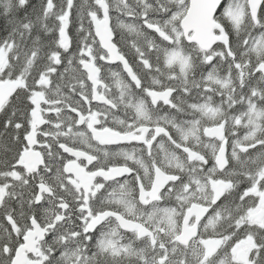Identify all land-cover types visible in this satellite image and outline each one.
Wrapping results in <instances>:
<instances>
[{
  "label": "snow or ice",
  "instance_id": "1",
  "mask_svg": "<svg viewBox=\"0 0 264 264\" xmlns=\"http://www.w3.org/2000/svg\"><path fill=\"white\" fill-rule=\"evenodd\" d=\"M0 15V264H264V0Z\"/></svg>",
  "mask_w": 264,
  "mask_h": 264
},
{
  "label": "flooded vegetation",
  "instance_id": "2",
  "mask_svg": "<svg viewBox=\"0 0 264 264\" xmlns=\"http://www.w3.org/2000/svg\"><path fill=\"white\" fill-rule=\"evenodd\" d=\"M79 3H80V0H77V4H79ZM128 22H131V21H128ZM69 35L73 38L72 48L75 49V47H76V44H75V40H76V25L70 26ZM50 38L51 37L49 36L48 39H50ZM112 70H116L115 69V65H113V69ZM61 71H63V69H61ZM177 71H178V69H177ZM103 75L106 77L105 83L109 84L111 91L115 92L118 95L119 94L118 90L116 89V87H115V85L113 83V79L111 77L110 71L107 68L104 70ZM216 99H217V102H219L218 97ZM238 111H244V110L238 109ZM162 114L163 113H161V115ZM236 114H238V113H236ZM206 126H211V124L209 123ZM240 127H241V132H237V133H239L243 137L245 132L247 131V129L242 128V126H240ZM204 139L207 140L208 138H204ZM3 143H9V142L7 140H5V141H3ZM11 147L13 148V151H14V146H11ZM36 150H40V146L39 145L36 146ZM110 150L116 151V149L114 147H112V146H110ZM11 155H12V152H9L7 154L6 158L10 159ZM0 158H5V154L3 152H0ZM109 191H111V189H109ZM161 206L163 207L164 205H161ZM121 231L123 232L124 230H121ZM125 235H126L125 242H127L129 239L132 238L131 233H126ZM49 239H50V237H49Z\"/></svg>",
  "mask_w": 264,
  "mask_h": 264
},
{
  "label": "trees",
  "instance_id": "3",
  "mask_svg": "<svg viewBox=\"0 0 264 264\" xmlns=\"http://www.w3.org/2000/svg\"><path fill=\"white\" fill-rule=\"evenodd\" d=\"M38 3H39V0H31V4H33V5H37ZM6 25H7L6 18L3 15H0V36H3L6 34V31H5ZM240 109L245 110L244 108H240ZM239 127L240 126H237V128H236L237 132H241V130H240L241 128H239ZM237 134H238V137L242 138V135H240L239 133H237Z\"/></svg>",
  "mask_w": 264,
  "mask_h": 264
},
{
  "label": "rangeland",
  "instance_id": "4",
  "mask_svg": "<svg viewBox=\"0 0 264 264\" xmlns=\"http://www.w3.org/2000/svg\"><path fill=\"white\" fill-rule=\"evenodd\" d=\"M239 128H241V127H239ZM243 128V127H242ZM241 130V129H240ZM237 132V131H236ZM229 151H230V148H229Z\"/></svg>",
  "mask_w": 264,
  "mask_h": 264
},
{
  "label": "water",
  "instance_id": "5",
  "mask_svg": "<svg viewBox=\"0 0 264 264\" xmlns=\"http://www.w3.org/2000/svg\"><path fill=\"white\" fill-rule=\"evenodd\" d=\"M226 1V0H225Z\"/></svg>",
  "mask_w": 264,
  "mask_h": 264
}]
</instances>
